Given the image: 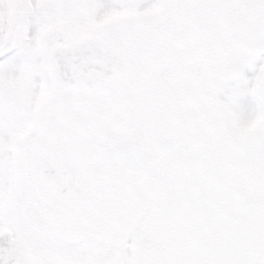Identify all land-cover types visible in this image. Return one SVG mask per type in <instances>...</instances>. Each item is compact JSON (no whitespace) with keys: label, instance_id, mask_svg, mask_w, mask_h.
<instances>
[{"label":"snow or ice","instance_id":"6c2138e0","mask_svg":"<svg viewBox=\"0 0 264 264\" xmlns=\"http://www.w3.org/2000/svg\"><path fill=\"white\" fill-rule=\"evenodd\" d=\"M0 264H264V0H0Z\"/></svg>","mask_w":264,"mask_h":264}]
</instances>
